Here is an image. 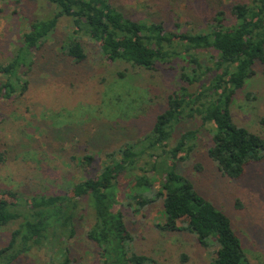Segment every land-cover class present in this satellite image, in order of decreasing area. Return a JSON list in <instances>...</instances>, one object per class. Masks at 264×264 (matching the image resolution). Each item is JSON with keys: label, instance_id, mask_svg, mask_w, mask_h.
Listing matches in <instances>:
<instances>
[{"label": "trees", "instance_id": "obj_1", "mask_svg": "<svg viewBox=\"0 0 264 264\" xmlns=\"http://www.w3.org/2000/svg\"><path fill=\"white\" fill-rule=\"evenodd\" d=\"M11 1L17 6L15 14L23 15L20 6L27 0ZM31 1L38 3V17L21 25L11 55L0 62V101H16L30 90L35 53L63 21L68 25L58 45V65L62 60L85 63L89 40L110 66L130 67L119 72L121 81L135 79L136 85L141 74L145 81L148 73L177 67L180 84L165 95L163 108L142 134L127 133L121 121L109 123L106 137L92 142L102 154L101 168L94 167L95 151L72 158L83 176L65 191L26 195L0 189V230L10 229L0 246V264H20L35 250L47 251V264H71L69 243L83 221L88 222L85 236L96 248L99 264H157L136 252L123 211L126 207L139 215L156 201H161L164 217L156 227L193 235L201 246L214 250L209 264H255L230 217L198 191L181 164L201 144L221 176L230 180L242 179L250 166L264 162V137L239 125L233 113L236 95L253 82L257 64L264 69V0H237L227 9L214 8L195 29L179 17L172 28L165 22L133 19L111 0ZM49 70L52 80L61 78V71L57 75ZM43 131L52 139L64 137L53 128ZM26 132L31 133L29 128ZM31 134L35 137V131ZM195 169L201 170L199 165ZM90 170L95 173L88 176Z\"/></svg>", "mask_w": 264, "mask_h": 264}, {"label": "rangeland", "instance_id": "obj_2", "mask_svg": "<svg viewBox=\"0 0 264 264\" xmlns=\"http://www.w3.org/2000/svg\"><path fill=\"white\" fill-rule=\"evenodd\" d=\"M236 1L111 0L133 19L165 22L172 28L179 17L178 21L190 23L191 29L203 26L214 8L227 9ZM16 7L11 0L0 2V62L11 55L20 38L21 25L38 17L37 2L27 0L22 4L21 16L15 14ZM67 25L68 22H61L50 41L35 53L36 64L29 74L30 90L16 101H0L2 190L26 195L65 191L69 183L83 176L72 158L95 151L94 167L101 168L102 154L96 152L99 150L93 148L92 142L106 137L109 123L121 121L128 128L127 133L142 134L151 127L161 105L163 108L165 95L180 84L177 67L148 73L145 81L141 74L137 86L133 83L135 79L121 81L119 72L126 73L130 67L110 66L100 57L98 46L89 40H85V63L71 65L62 60L58 65V45L66 37ZM256 68L253 82L244 93L236 95L233 113L239 125L264 137V69L258 64ZM49 69L57 75L61 71V78L52 80ZM249 93L254 97L247 98ZM27 128L31 133L35 131V137L24 133ZM52 128L55 135L60 131L64 137L46 136L43 130ZM74 135L78 138L72 142L70 138ZM196 165L201 170L196 171ZM181 167L198 191L230 217L250 260L264 264V162L250 166L242 179L230 180L221 176L201 144ZM94 173L90 170L88 176ZM162 210L161 201L147 206L139 215L123 208L127 227L135 237L136 252L157 264H209L214 250L201 246L193 235L161 232L156 227L164 221ZM87 228L88 222L83 221L77 238L69 243L71 264H99L97 250L85 236ZM9 230H0V246L7 242ZM49 260L46 250H35L20 264H47Z\"/></svg>", "mask_w": 264, "mask_h": 264}]
</instances>
